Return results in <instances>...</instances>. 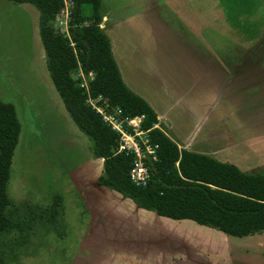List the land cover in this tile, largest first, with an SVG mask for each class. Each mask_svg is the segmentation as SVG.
I'll return each instance as SVG.
<instances>
[{
  "label": "rangeland",
  "instance_id": "obj_1",
  "mask_svg": "<svg viewBox=\"0 0 264 264\" xmlns=\"http://www.w3.org/2000/svg\"><path fill=\"white\" fill-rule=\"evenodd\" d=\"M165 2L189 25L201 24L198 39H203L208 47L212 41L213 47L216 46L213 53L219 60L232 58L236 62V86L242 85V73L246 70L241 68V61L264 59V25L258 37L246 39L228 26L212 0H101L100 5L114 30L123 33L130 17ZM70 6L67 0H62L49 21L56 34L67 35ZM39 15L30 4L0 0V100L13 106L20 127L6 181L12 226L0 233V264H264V232L228 236L191 220L158 216L137 208L111 190L93 188L101 166L92 155L91 140L73 123L49 78L38 34ZM138 24L140 30L136 32L143 37L145 29ZM210 29L223 39L221 43ZM119 33L105 32L113 55L124 39L118 37ZM156 35L144 36L145 54L149 58L143 62L148 67L142 64L139 78L136 76L140 83L126 76L129 82L136 83L139 91L142 89L140 94L174 114L182 124L191 126L200 112L206 114L205 126H212L211 117L226 104L234 110L243 107L246 110L247 106L261 103L264 106L261 93L249 92L250 86L258 85V81L233 88L216 101L209 100L212 89L205 74L207 70L204 68L196 80L193 73L198 70L199 61L185 58L174 38ZM133 64L132 59L128 65L130 71L135 70ZM92 76L90 71L86 74L79 71L78 86L96 112L95 107L112 105L106 97L94 93ZM166 91L174 95L169 97L170 101ZM188 99L203 102L200 104L198 100L197 108L183 121L178 115L180 105ZM231 122L229 125L235 126L220 127L227 128L231 140L226 134L224 139L219 138L222 143L211 142L215 144L212 148L224 150L218 160H236V155L246 150L245 146H241L242 150L228 144L233 140L246 144L249 130L256 128ZM163 126L159 128L175 142L166 125ZM176 128L186 131L191 127ZM214 128L202 127L203 130ZM141 130L136 136L138 141L147 139V130ZM206 148L209 146L203 149ZM240 164L249 171L264 169V163H251L249 159ZM83 189L85 204L79 194Z\"/></svg>",
  "mask_w": 264,
  "mask_h": 264
},
{
  "label": "trees",
  "instance_id": "obj_2",
  "mask_svg": "<svg viewBox=\"0 0 264 264\" xmlns=\"http://www.w3.org/2000/svg\"><path fill=\"white\" fill-rule=\"evenodd\" d=\"M7 1L30 4L40 14L38 34L49 78L73 123L91 140L93 157L102 159L97 185L158 216L191 220L228 236L264 232V169L246 173L234 164L179 148L155 126V112L121 80L110 41L99 27L101 0H67L71 4L67 35L56 34L49 24L62 0ZM212 1L232 30L250 40L260 35L264 0ZM79 71L92 73L94 93L106 97L112 106L129 117L142 116L140 128L147 130L148 143L156 145L155 159L148 155L142 159L148 173L144 185L129 179L134 155L117 152V133L86 102L78 86ZM19 130L13 106L0 100V233L12 226L6 181Z\"/></svg>",
  "mask_w": 264,
  "mask_h": 264
},
{
  "label": "crops",
  "instance_id": "obj_3",
  "mask_svg": "<svg viewBox=\"0 0 264 264\" xmlns=\"http://www.w3.org/2000/svg\"><path fill=\"white\" fill-rule=\"evenodd\" d=\"M197 9L198 8L195 7L194 11H196ZM188 10H192V8L190 9L188 8ZM128 20L129 21L127 25H125L126 28L125 31H123V33L122 32L119 33V31L114 30L113 25L109 23L108 18L105 16L103 12L101 21L99 22V27L102 29L103 32L104 31L106 32V30L109 31L110 33L111 31H114L115 34L119 33L118 37L122 36L124 38L123 40H120L119 49H116L117 53L116 54L114 53V55L110 45L112 57L119 71L122 82L124 84L127 83L130 88H128L126 84L125 86L130 91L141 97L155 112L156 117L158 119V127H160L159 123L163 124L164 121L166 123V127L170 131V134L176 140L175 143L179 148H184L186 150L196 153L206 154L220 162L234 164L238 169L240 168L242 172L250 173V172L259 171V170L249 171L247 169H244L240 166L241 165L240 163L244 162V160L246 159H249L251 163L254 162H258L261 164L264 163V106H261L263 105V103H261L260 106H255V107L247 106L248 108L246 110L244 109V107L241 110L239 109L234 110L229 108V104L223 105L220 111L214 114L213 117H211L214 122L212 126H208V125L205 126L206 114L197 112L196 114L197 117L195 121L193 119L192 121L194 122L191 124V126H188L185 125V123L182 124L180 120L174 117V114H171L167 110L164 111V109H161L157 106L158 104L152 103L150 99H147L145 96L140 94L143 93V91L142 89L139 91L135 82L140 83L137 79L140 72L139 70L142 68V64L144 60L149 58L148 57L149 55L145 54V52L147 51L146 50L147 42H145L144 36L146 33H149V35H154V37L157 36L156 34H159L161 38L165 36H168L169 39L171 38L172 40L174 38L175 39L174 42L177 45H179L180 50L182 51L181 54H183L185 58H190L193 59L194 61L196 60L199 61L198 70H196L193 73L194 74L193 76H195L196 80L198 78L200 79V75L203 74V69L205 68L207 70L205 74L208 75L210 79L209 84L211 85V89H212V94L210 95L209 93L207 95H210L208 99L212 101H216L220 97L225 96V92L230 91L233 88L235 90L240 89L241 87H246L249 84H253L257 81H258V85L250 86L249 92L257 91L258 93H261L262 101H264V59L258 60L257 62L248 61V60L241 61L240 62L242 64L241 68H244L246 70H244L242 73L244 74L242 77L243 78L242 85L236 86L235 84L236 75L234 73V68H236L235 65L236 62L232 60V58H229V60L227 61L221 59L219 60V58L213 53L214 52L213 48L216 47L215 45L213 47V42L211 41L208 47L205 46L206 43H204L203 39L201 41L198 39L199 32L202 29L201 24H199L198 26L195 23L193 26L189 25L188 23L185 22L183 16H180L179 13H177L176 11L173 12V9L166 2L160 3L156 6L151 5L150 8H147L145 11H142L137 15L130 17ZM138 22L142 25V29L143 28L145 29L143 33L144 34L143 37L141 36V34L139 35L137 33L138 32L137 30H140ZM209 32H211L212 35L217 37V39L219 38V35L214 33L212 29H210ZM219 39H220L219 42L221 43L223 39L221 38ZM157 40H159L158 37ZM111 44L113 45L112 42ZM203 57H205L207 60L203 61ZM132 59L134 61L133 65L135 67V70L131 69L130 71L128 69V65ZM143 66L145 67L144 64ZM146 72H147L146 69H144L143 74H146ZM126 74L128 75V77L132 76L135 82L134 81L132 82L131 79H130L131 82H129ZM238 76L241 77L242 75H238ZM143 85L144 84L141 83L142 88ZM163 90L164 89L162 87V91ZM166 95L168 101L171 100L169 97L174 96L173 93L170 91H166L165 96ZM229 98H227V100H229ZM198 100L200 104L203 102V100L200 99H197V101L195 102L190 99L184 101L183 103L181 102L180 114L178 115L182 117L183 121H186V119H188V116L192 115L191 113H193L195 108H197L196 106ZM238 110L242 114L238 113L239 112ZM229 121L236 122L240 127H256L254 130L253 129L249 130L248 141L246 144H244V142L235 143L234 140L232 141V143L228 144V146H231L230 148H235V147L239 148L242 145H244L246 149L244 152L242 151L239 152L240 154L236 155V160H234L233 162L229 160H218L219 159L218 157H220L224 151L223 148L217 146L213 148L211 147L215 145L213 143L211 144V142L222 143V139L219 138L224 139V135L226 134H227V138L231 140V136L228 134L229 131H227V128H220V127L235 126V125H229ZM225 122H227V124ZM252 123H254L255 125H252ZM176 127H191V128L186 131H180ZM202 127H215V128L212 130L210 129L203 130ZM200 132H202L203 135L199 136ZM165 134L167 133L165 132ZM205 146H209V148L203 149ZM241 148L242 150L244 149V147ZM94 160H99L98 162L101 166L102 163L101 158L94 157ZM96 178H95V183H96ZM95 183L93 188L94 187L105 188L100 185L97 186ZM105 189L110 190L108 188ZM115 193L119 194L117 192ZM79 194L82 196L83 202L85 204V197H84V195L86 194L85 189L80 191Z\"/></svg>",
  "mask_w": 264,
  "mask_h": 264
},
{
  "label": "built area",
  "instance_id": "obj_4",
  "mask_svg": "<svg viewBox=\"0 0 264 264\" xmlns=\"http://www.w3.org/2000/svg\"><path fill=\"white\" fill-rule=\"evenodd\" d=\"M95 110L101 120L117 133V152L134 155L129 169V179L136 185H144L148 179V173L142 159L147 155L155 159L156 145H151L147 139L144 141L136 139V136L138 137L143 131L140 128L142 116L129 117L120 108L108 107V105L95 107Z\"/></svg>",
  "mask_w": 264,
  "mask_h": 264
},
{
  "label": "water",
  "instance_id": "obj_5",
  "mask_svg": "<svg viewBox=\"0 0 264 264\" xmlns=\"http://www.w3.org/2000/svg\"><path fill=\"white\" fill-rule=\"evenodd\" d=\"M163 124H165L166 125V123L163 121Z\"/></svg>",
  "mask_w": 264,
  "mask_h": 264
},
{
  "label": "flooded vegetation",
  "instance_id": "obj_6",
  "mask_svg": "<svg viewBox=\"0 0 264 264\" xmlns=\"http://www.w3.org/2000/svg\"><path fill=\"white\" fill-rule=\"evenodd\" d=\"M96 184V183H95ZM97 185V184H96ZM98 186V185H97Z\"/></svg>",
  "mask_w": 264,
  "mask_h": 264
}]
</instances>
